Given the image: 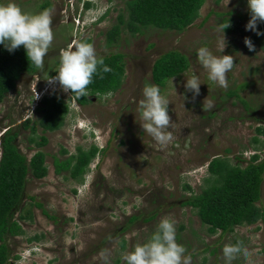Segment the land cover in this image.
I'll use <instances>...</instances> for the list:
<instances>
[{"label":"rangeland","instance_id":"rangeland-1","mask_svg":"<svg viewBox=\"0 0 264 264\" xmlns=\"http://www.w3.org/2000/svg\"><path fill=\"white\" fill-rule=\"evenodd\" d=\"M127 1L93 0L94 11L79 17L80 8L77 10L69 0H14L29 14L43 11L42 6L49 4L53 40L43 67L35 75H23L0 105V135L7 129L17 130L27 119L34 122V110L44 97L58 95L66 99L67 93L59 84L50 85L47 79L55 75L62 50L74 41L91 40L98 59L123 55L125 73L119 92L91 98L85 108L73 104L64 128L44 136L47 145L42 151L47 155L48 175L41 181L27 182L19 210L34 203L43 208L32 205L29 210L33 221L20 223L26 237L8 240L9 264H105L104 257L108 264H124L122 254L146 242L163 216L174 220L176 240L191 256V264H224L222 247L231 244L234 236L244 241L252 264H264L262 223L239 228L232 236L209 237L195 214L181 207L188 197L182 187L189 185L198 193L207 178L209 161L227 156L232 164L239 160L246 167L249 156L255 153L250 141L264 123V35L245 30L250 18L246 0H205L198 20L181 34L148 29L134 37L122 35L116 46L107 48L104 34L125 12ZM104 11H109L107 18L92 25V18ZM228 22L231 31L224 30V54L232 55L234 63L226 73L225 88L208 79L196 50L205 46L214 55H222L217 47L223 36L220 25ZM263 27L264 22L257 23L261 32ZM245 37L251 39L252 51L243 43ZM169 52L186 57L189 68L159 87L169 101L168 130L173 136L169 144L161 147L139 125L140 101L145 84H154L155 61ZM192 75L201 82L194 98L183 86ZM233 91L249 104V110L238 99L227 96ZM80 121L85 127L95 126L96 144L100 149L106 148L89 167L83 186L56 176L52 165L53 156L65 160L76 154L77 148L87 150L93 144L85 136L84 127L78 125ZM18 132V149L30 160L35 150L27 144L29 131L20 127ZM260 141L264 142V137ZM61 150L67 155L61 156ZM259 154L262 161L264 148ZM74 190L76 194L72 193ZM260 206H264V193ZM19 210L14 219L21 214ZM43 210L55 221L46 218ZM153 216L152 221L146 222ZM131 217H138V221L130 225ZM36 235L43 239L33 244L38 247L37 256L33 257L25 252L32 246L26 239ZM123 240L125 249L121 250ZM213 250L217 251L215 255L211 254ZM232 264L245 261L237 257Z\"/></svg>","mask_w":264,"mask_h":264},{"label":"trees","instance_id":"trees-1","mask_svg":"<svg viewBox=\"0 0 264 264\" xmlns=\"http://www.w3.org/2000/svg\"><path fill=\"white\" fill-rule=\"evenodd\" d=\"M204 4L205 0H129L125 3V12L118 15L111 29L104 34L106 47L116 46L122 35L129 34L134 37L143 34V31L148 29L181 34L198 20ZM42 9L48 10L49 4L42 6ZM224 30L227 33L231 31L227 27ZM262 33H264V27ZM85 41L92 44L91 40ZM99 59L103 60V65H107L110 71L104 72L103 65L98 64L91 83L86 86V95L75 97L68 92L70 100L80 107L88 106L91 97L102 98L114 95L122 88L125 73L124 56L113 54ZM188 68L186 57L176 52L166 53L155 61L152 68V81L157 86L163 87L166 82L179 77ZM38 71L35 65L28 62L22 46L9 52L0 45V105L7 95L16 89L23 75H35ZM227 96L238 99L239 103L249 110V104L239 98L236 91L230 92ZM40 104V107L35 110L36 120L34 122L26 120L20 126L29 131L27 144L35 150L30 160L20 153L16 144L20 135L18 132L20 127L17 130L9 129L0 139L2 152L0 160V264H9L11 260L8 240L26 237L20 223L33 221L32 211L29 210L32 205L38 209L43 208L34 203L29 205L28 209L19 210L27 182L29 180L41 181L48 175L47 155L42 151V148L47 145L44 136L62 130L70 114L69 104L58 95L45 97ZM262 125L255 130V136L250 141L255 154L248 159L246 167H242L239 160L236 164H232L227 156L218 157L207 164V178L203 180L198 193H195L189 185L182 187L188 197L183 200L181 207L195 214L200 226L205 229L209 237L217 235L228 237L234 235L239 228L255 226L258 223L264 225V206H260L264 193V158L260 161L259 154L264 148V142L260 141V138L264 137V123ZM104 152L105 150L100 151L95 146H91L87 150L77 148L76 154L65 160L53 156L54 174L63 177L65 181L83 184L89 173V167ZM59 154L66 156L67 152L61 150ZM227 154L229 151H226ZM72 193L76 194L75 190ZM17 210L21 211V214L14 219ZM42 213L46 218L55 221V218L50 217L46 211L43 210ZM153 219L154 216L146 222ZM137 221L138 217H131L128 220L130 225ZM183 230L184 228L181 227L180 231ZM42 239V236H33L27 238L26 243H39ZM237 241L243 247L245 246L244 241L237 236H234L231 244ZM120 248L125 249L124 240L120 243ZM216 252L213 250L211 254L215 255Z\"/></svg>","mask_w":264,"mask_h":264},{"label":"clouds","instance_id":"clouds-1","mask_svg":"<svg viewBox=\"0 0 264 264\" xmlns=\"http://www.w3.org/2000/svg\"><path fill=\"white\" fill-rule=\"evenodd\" d=\"M92 1L69 0V3H75L77 10L80 8L79 17H82L90 11H94L96 6ZM246 4L250 18L245 24V30H251L257 36L264 34L257 29V23L264 22V0H246ZM108 14L109 11H104L102 14L93 17L94 22L92 25L101 24L100 22L104 21ZM51 24L52 20L48 10L29 14L23 12L14 0H0V45L9 52L22 46L28 62H31L38 69L43 67L44 56L53 40ZM228 25L229 22L226 25H220L223 36L218 41L217 47L223 53L222 55H214L205 46H200L196 50L199 63L207 71L208 79L225 88L228 86L226 73L232 69L234 63L232 55L224 54L226 47L224 29ZM243 43L249 51L253 50L254 45L249 37H245ZM98 64L103 65V60L97 58L94 47L86 41H74L71 46L60 53L59 67L55 75L47 79V82L50 85L58 83L61 90L67 93L66 99H63L69 104L70 114L71 106L76 102L70 100L68 92L75 97L86 95V86L91 83ZM102 70L108 72L110 68L103 65ZM200 84L199 78L192 75L185 80L183 86L185 91H190L194 98L200 92ZM142 95L143 99L140 101L141 123L139 125L159 146L164 147L173 139L172 133L168 130L171 121L168 114L169 101L161 94V90L156 84H145ZM78 125L84 127L85 136L92 140L93 144L91 146H95L100 151L106 149H100L97 146V129L94 125L85 127L83 121L78 122ZM78 129L82 130V128ZM8 130L0 135V139ZM1 157L0 148V160ZM84 183L76 185L83 186ZM31 244L32 246L26 249L25 252H29L30 256L35 257L37 256L38 247L33 245L35 243ZM185 253V247L176 240L174 220L169 216H163L147 241L139 243L131 251L123 253L122 260L124 264H191V256ZM222 256L224 264H232L237 257H242L245 264H252L248 250L239 241L235 244L224 245ZM104 262L108 264L107 257H104Z\"/></svg>","mask_w":264,"mask_h":264},{"label":"flooded vegetation","instance_id":"flooded-vegetation-1","mask_svg":"<svg viewBox=\"0 0 264 264\" xmlns=\"http://www.w3.org/2000/svg\"><path fill=\"white\" fill-rule=\"evenodd\" d=\"M50 134V133H49Z\"/></svg>","mask_w":264,"mask_h":264}]
</instances>
